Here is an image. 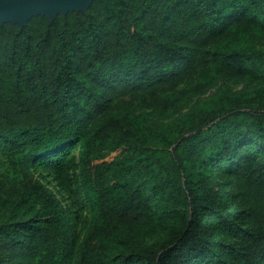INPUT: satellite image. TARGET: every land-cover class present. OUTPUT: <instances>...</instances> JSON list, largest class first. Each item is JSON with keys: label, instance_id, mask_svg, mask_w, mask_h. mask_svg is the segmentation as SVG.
I'll return each instance as SVG.
<instances>
[{"label": "trees", "instance_id": "16d2710c", "mask_svg": "<svg viewBox=\"0 0 264 264\" xmlns=\"http://www.w3.org/2000/svg\"><path fill=\"white\" fill-rule=\"evenodd\" d=\"M6 163L0 264H264V0L0 22Z\"/></svg>", "mask_w": 264, "mask_h": 264}, {"label": "water", "instance_id": "95a60500", "mask_svg": "<svg viewBox=\"0 0 264 264\" xmlns=\"http://www.w3.org/2000/svg\"><path fill=\"white\" fill-rule=\"evenodd\" d=\"M93 0H0V22H17L24 25L35 15L53 19L69 11H85ZM18 18V21L14 19Z\"/></svg>", "mask_w": 264, "mask_h": 264}, {"label": "rangeland", "instance_id": "374dc122", "mask_svg": "<svg viewBox=\"0 0 264 264\" xmlns=\"http://www.w3.org/2000/svg\"><path fill=\"white\" fill-rule=\"evenodd\" d=\"M14 21H18L19 22V19L16 18V19H14ZM186 84L187 83L184 81L181 84L170 88L169 91L171 92V91H174L176 89H179V88L185 86ZM221 84L226 85L227 87H229L230 90H239L242 87L241 85H235L233 83V81L229 80L227 77H222L220 79L218 85L215 88L209 90V92L205 96L201 97L200 99L203 100L207 96L213 95L217 91V88ZM197 99H198L197 97L192 98L191 103L196 102ZM72 155L76 156V153L74 152V153H72ZM77 175H78V172H75L72 175V178L77 177ZM0 176H1V179H4V180L8 179V180L16 181V180L20 179L19 174L16 173V171H14L11 167H9V165L7 163L4 164L2 167H0ZM44 176L46 177V175H44ZM49 182H51L49 184L50 189L54 193L57 194L59 200L62 202V204L64 206L71 207V208H73V211L78 212L81 221H83L85 218H88L89 209L84 204V200L83 199H77L76 195L73 192H71L69 190H63V189L57 187L56 183H54L51 178H47L45 180V183H49Z\"/></svg>", "mask_w": 264, "mask_h": 264}]
</instances>
